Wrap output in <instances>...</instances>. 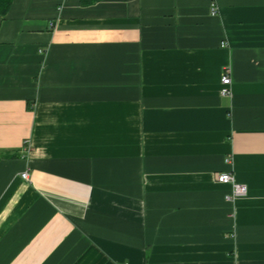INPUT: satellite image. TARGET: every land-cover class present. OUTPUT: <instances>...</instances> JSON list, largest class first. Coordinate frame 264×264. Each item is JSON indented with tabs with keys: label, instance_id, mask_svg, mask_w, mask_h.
<instances>
[{
	"label": "crops",
	"instance_id": "0c3cea01",
	"mask_svg": "<svg viewBox=\"0 0 264 264\" xmlns=\"http://www.w3.org/2000/svg\"><path fill=\"white\" fill-rule=\"evenodd\" d=\"M0 264H264V0H13Z\"/></svg>",
	"mask_w": 264,
	"mask_h": 264
},
{
	"label": "built area",
	"instance_id": "2783aa9c",
	"mask_svg": "<svg viewBox=\"0 0 264 264\" xmlns=\"http://www.w3.org/2000/svg\"><path fill=\"white\" fill-rule=\"evenodd\" d=\"M211 7L213 13H216L218 10L216 3L213 2ZM232 84H233V80L231 74L229 70H226L221 77V90H220L221 95L231 96L233 94ZM227 160L229 161V159ZM23 178L29 180V174L27 172H24ZM217 180L220 183L232 184L233 186L232 192L227 195V199L230 201H235L238 197L247 194L248 191L247 185L237 182L233 172L228 171V172L219 173L217 176Z\"/></svg>",
	"mask_w": 264,
	"mask_h": 264
},
{
	"label": "trees",
	"instance_id": "16d2710c",
	"mask_svg": "<svg viewBox=\"0 0 264 264\" xmlns=\"http://www.w3.org/2000/svg\"><path fill=\"white\" fill-rule=\"evenodd\" d=\"M99 1L101 0H81L84 5H91ZM12 4L13 0H0V14L6 15L11 9Z\"/></svg>",
	"mask_w": 264,
	"mask_h": 264
}]
</instances>
